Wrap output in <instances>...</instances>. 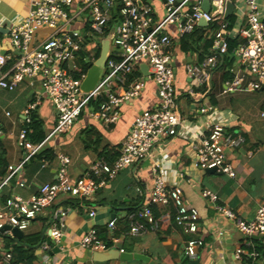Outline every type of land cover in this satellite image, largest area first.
Here are the masks:
<instances>
[{
    "label": "built area",
    "instance_id": "1",
    "mask_svg": "<svg viewBox=\"0 0 264 264\" xmlns=\"http://www.w3.org/2000/svg\"><path fill=\"white\" fill-rule=\"evenodd\" d=\"M149 1L140 8L138 0H30L27 17L11 27L12 53H0V89L14 91L24 82L38 85L57 113V123L48 140L69 131L84 114L105 125L117 124L122 106L137 100L144 90L142 65L148 67L151 75L148 78L156 85L159 102L155 109L138 114L121 144L119 157L113 163L101 159L84 177L71 182L67 172L70 160L61 156L57 182L43 185L40 193L27 201L19 198L0 200V234L6 227L26 231L60 195L81 200L91 198L121 171L149 158L158 143L179 134L183 123L177 112V76L170 52L172 27L181 37L191 35L201 20L207 25L218 18L225 20L227 4L232 2L235 7L233 15L240 12L244 17L236 29V35L244 43L235 52L240 70H232L235 76L226 82L225 93L241 87L258 91L264 85V21L257 0H208L215 8L208 13L201 9L204 0H159L151 4ZM159 8L162 9L161 18L158 17ZM231 35L229 24L225 23L215 36L214 54L201 64L187 67V75L194 83L188 92L189 97L195 98L197 90L210 81L209 72L217 67L219 57L227 54ZM107 39L110 48L103 76L93 91L84 92L81 89L86 77V73H82L83 61L93 65L96 53ZM76 59L81 61V69L73 63ZM137 73L140 77L135 75ZM244 73L251 75L252 79L247 80ZM74 74L78 77L75 78ZM38 101L26 108L25 122L31 123L30 115L38 108ZM91 103L96 107L90 108ZM199 113L214 115L216 110L201 107ZM27 134L24 129L20 136L25 140ZM243 141L242 136L227 132L222 123H213L201 134L195 147L196 167L202 171L217 170L235 178L236 171L227 160V152L241 146ZM42 146L34 147L25 141V147L30 151L28 160ZM23 164L9 167L0 190L20 172ZM158 169L159 165H156L154 187L148 195V202L129 215L127 234L137 237L157 232L162 223L171 221L187 237L185 256L196 260L199 250L204 247V241L194 237L199 231L200 214L185 201L182 188L178 185L170 187ZM203 197L212 203L218 201L210 190H205ZM154 205L170 210L155 217ZM217 210L232 220L240 233L264 240V205L251 222L244 221L226 207L217 206ZM58 216L60 219L56 222ZM64 217L66 212L60 210L52 218L50 239L54 245L61 242L64 234L65 225L61 220ZM89 217L94 219L96 213L92 211ZM108 229L112 233L115 231L114 221L108 224ZM120 238L113 235L106 243L100 239L97 229H91L80 245L92 252H105L118 247ZM40 247L47 251L51 245L44 242ZM244 253L238 249L237 258ZM257 256L255 252L250 254L253 259ZM4 258L10 262L12 254L8 253Z\"/></svg>",
    "mask_w": 264,
    "mask_h": 264
},
{
    "label": "crops",
    "instance_id": "2",
    "mask_svg": "<svg viewBox=\"0 0 264 264\" xmlns=\"http://www.w3.org/2000/svg\"><path fill=\"white\" fill-rule=\"evenodd\" d=\"M257 2L261 6L264 21V0ZM29 8L30 0H0V53H12L10 29L27 17ZM158 12V17L161 18L162 9L159 8ZM235 16L237 22L234 30L230 31L231 38L237 36L236 29L244 20L240 12L235 13ZM210 25H200L199 22L197 27L207 29ZM170 33V52L174 57L177 76V112L183 123L179 134L158 143L149 158L121 171L91 198L81 200L67 195L58 196L23 232V236H40V243L32 248V264H245L243 260L251 258L250 254L257 253V249L264 253L263 239L240 233L234 222L217 210V206L226 207L244 221L251 222L259 208L264 205V85L258 91L241 87L234 92L225 93L226 82L235 76L232 70L238 72L240 65L235 56L236 62L232 67L222 68V56L219 57L217 67L209 72L210 81L201 90H197L195 98L189 97L188 92L194 83L187 75V67L201 64L207 57L201 60L200 53L195 50L185 53L181 47L182 37L173 27ZM244 74L247 80L252 79L251 75ZM135 75L140 77V73ZM143 77L144 90L137 100L122 106L121 118L117 124L105 125L84 114L69 131L49 140L50 132L57 123V113L38 85L31 86L24 82L14 91L0 89V144L6 150L8 164L5 177L9 174L10 166L16 167L24 163L20 172L1 188L0 200L3 202L10 198H19L27 201L38 195L43 185L57 182L61 156L70 160L67 167L68 178L74 182L84 177L95 162L105 160L106 154L109 157L119 154L121 144L138 114L144 110L155 109L159 102L155 83L148 77ZM206 86L209 87L208 90H205ZM37 99L39 105L35 111L44 121L47 134L38 153L47 148L51 149L55 155L53 162H41L34 157L28 160L30 151L25 147V141H29L27 136L25 140L20 136L22 130L26 129L23 126L29 124L25 122L24 112ZM201 107H213L216 113L201 115ZM217 122L225 125L227 132L240 135L244 140L241 146L227 152V160L236 171L235 178L219 172L209 174L195 165V147L201 134ZM156 165H159L158 173L165 178L168 185L180 186L185 201L200 214L199 231L194 237L201 238L204 247L199 250L196 260L185 256L187 237L171 221L166 223L169 227L160 234L149 232L137 237L127 234L130 213L136 212L148 202V195L154 187ZM5 177L1 179L0 185ZM205 190L214 193L218 201L212 203L205 199ZM60 210L66 212V217L61 219L65 225L61 242L58 245L52 242L51 248L44 251L40 246L48 240L51 241L50 230L54 222L52 218ZM168 210L170 209L161 207L159 213L164 214ZM92 211L96 213L94 219L89 217ZM59 219L60 216L55 219L56 222ZM111 221L116 226L113 233L108 229ZM91 229H97L100 239L108 241L106 243L110 242L113 235L121 237L119 246L111 250L121 248L129 254L146 256L150 262L135 259L96 260L95 254L111 250L92 252L80 245L84 235ZM4 235L15 239L10 231L0 234V264H12L13 255L10 262L4 258L11 253L4 247ZM104 236L106 240H103ZM238 249L245 252L240 258L236 256ZM256 259L259 264H264L261 255L258 254L253 260Z\"/></svg>",
    "mask_w": 264,
    "mask_h": 264
},
{
    "label": "trees",
    "instance_id": "3",
    "mask_svg": "<svg viewBox=\"0 0 264 264\" xmlns=\"http://www.w3.org/2000/svg\"><path fill=\"white\" fill-rule=\"evenodd\" d=\"M236 22H237V17L235 15H232L226 18L225 20L218 18L207 29L197 27V29L191 35L183 36L181 38L182 50L185 53L189 52L190 50L197 51L198 53H200L201 60H203L205 57L212 56L213 55L212 47L216 34L221 30L222 26L225 23L229 24V32L230 31L232 32L234 30ZM243 43L244 41L239 36L232 37L228 40L229 49L227 54L224 55V63L222 68L232 67L235 64L236 49ZM100 53H101V49H99L98 52L96 53L95 60L99 58ZM83 62H84V68L82 73L85 74L92 66V63L87 64L85 63V61ZM74 77L77 78L78 76L74 74ZM205 88H206L205 90L209 89L208 86H206ZM89 107L94 108L96 107V104L91 103ZM30 118H31V123L23 126L28 131L27 140L32 145H39L47 137L45 131V123L37 114V111H33L30 115ZM118 156H119L118 153H115L113 157H109L108 154H106L105 160L108 161L109 163H112L115 159L118 158ZM33 157L34 159H38L41 162H53L55 159L54 153L49 148L40 151ZM7 169H8V164L6 162V150L0 144V181L1 179H3V177H5L7 173ZM160 208L161 206L159 205L152 206V211L155 217H159ZM168 227L169 224L162 223L157 232L160 234L162 233V230H165V228ZM2 237H3L5 249L11 252L10 254L13 255L12 264H32V262L34 261V255H33L34 250L32 248L36 247L40 243L39 235H25L18 242L7 235H4ZM102 238L103 240H106V236ZM256 252L259 254V256L261 255L264 258V253H262V250L257 249ZM243 261L245 264H259L258 259L253 260V258H245Z\"/></svg>",
    "mask_w": 264,
    "mask_h": 264
},
{
    "label": "water",
    "instance_id": "4",
    "mask_svg": "<svg viewBox=\"0 0 264 264\" xmlns=\"http://www.w3.org/2000/svg\"><path fill=\"white\" fill-rule=\"evenodd\" d=\"M147 0H138V5L140 8L143 7L144 2ZM164 2V0H161ZM201 9L203 12H210L211 10L214 11L215 8L212 7L209 3L208 0H204ZM234 4L232 2H229L227 4V10H226V15L225 18H228L229 16H232L234 14ZM200 25H206V22L204 20L200 21ZM109 48H110V42L109 40H104L101 45V53L99 58L93 63V65L90 67V69L86 73V77L82 82L81 89L84 92H91L95 89L96 85L99 83L101 80L105 67H106V62L108 60V54H109ZM78 68H82V63L80 60L76 59L73 62ZM141 72L143 73L144 76L150 77V73L148 71V67L146 65H142L140 67ZM209 174L216 173L217 170H208L207 171ZM11 232L12 236L15 238V240L18 242L23 238V232L18 230L17 228H11V227H6L2 231L4 232ZM44 236H42L43 240ZM259 239V237H257ZM48 244L52 245V242L50 240L47 241ZM96 260H112V259H121L123 261H131L133 259L135 260H142L145 262H150V259L147 258L146 256L143 255H138V254H129L126 252L121 253L119 250H111L109 252L103 253V254H95Z\"/></svg>",
    "mask_w": 264,
    "mask_h": 264
},
{
    "label": "rangeland",
    "instance_id": "5",
    "mask_svg": "<svg viewBox=\"0 0 264 264\" xmlns=\"http://www.w3.org/2000/svg\"><path fill=\"white\" fill-rule=\"evenodd\" d=\"M159 0H150L149 3H154V2H158ZM113 50H117V48H113Z\"/></svg>",
    "mask_w": 264,
    "mask_h": 264
}]
</instances>
